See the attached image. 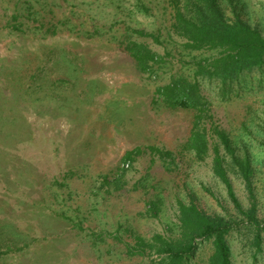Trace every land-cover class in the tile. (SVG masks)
Listing matches in <instances>:
<instances>
[{"label": "rangeland", "instance_id": "1", "mask_svg": "<svg viewBox=\"0 0 264 264\" xmlns=\"http://www.w3.org/2000/svg\"><path fill=\"white\" fill-rule=\"evenodd\" d=\"M145 1L150 15L136 0H0V264H149L125 242L132 233L175 235L180 202L235 212L212 154L189 160L195 111L151 103L180 63L149 77L124 48L128 28H161L166 38V1ZM239 3L264 33V0ZM132 38L165 51L151 37ZM205 93L213 121L251 156L264 219V92L229 101ZM137 146L143 151L125 166ZM230 177L247 205L242 180Z\"/></svg>", "mask_w": 264, "mask_h": 264}, {"label": "trees", "instance_id": "2", "mask_svg": "<svg viewBox=\"0 0 264 264\" xmlns=\"http://www.w3.org/2000/svg\"><path fill=\"white\" fill-rule=\"evenodd\" d=\"M165 1L169 8L166 38L160 39L161 28L159 32L128 28L126 35L122 34L124 48L134 58L137 69L149 77H159V69L168 62L180 63L168 82L156 86L151 103L195 111L184 145L189 160L202 162L212 154L213 174L225 184L235 212L208 213L193 199L180 202L175 235L156 232L146 237L132 233V242H125V252L145 257L149 264H264V219L259 216L251 156L246 147L243 152L237 151L229 133L213 121L205 93V89L213 90L220 100L229 101L264 92V33L242 16L240 0ZM226 6L230 7V14ZM135 8L151 14L145 0H136ZM132 35L165 43V51L161 54ZM148 148L172 156L171 151ZM142 151L137 146L125 154L124 160L132 162ZM171 162L174 158L166 165ZM230 174L242 180L247 205L236 195ZM155 203L151 201L152 209L156 208ZM234 244L238 245L236 251ZM13 249L20 247L7 245L5 252ZM237 256H243L240 263H236Z\"/></svg>", "mask_w": 264, "mask_h": 264}, {"label": "built area", "instance_id": "3", "mask_svg": "<svg viewBox=\"0 0 264 264\" xmlns=\"http://www.w3.org/2000/svg\"><path fill=\"white\" fill-rule=\"evenodd\" d=\"M125 166H128V163H126Z\"/></svg>", "mask_w": 264, "mask_h": 264}]
</instances>
